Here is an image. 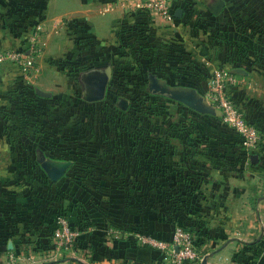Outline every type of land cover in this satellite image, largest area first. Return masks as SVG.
I'll list each match as a JSON object with an SVG mask.
<instances>
[{"label": "crops", "instance_id": "0c3cea01", "mask_svg": "<svg viewBox=\"0 0 264 264\" xmlns=\"http://www.w3.org/2000/svg\"><path fill=\"white\" fill-rule=\"evenodd\" d=\"M122 3L0 0L1 46H25L41 26L35 69L22 74L6 64L0 70V91L10 97L0 102V264H11L10 254L18 264H168L136 238L139 232L125 229L130 223L165 239L175 223L192 227L207 264H264V104L254 102L250 89L264 87V35L251 34L264 29V0H170L171 20ZM215 66L235 75L232 94L263 134L256 146L237 133L219 142L202 135L209 113L149 91L153 74L159 85L205 101L202 77ZM121 75L127 87L170 98L179 110L143 151L142 140L108 130L89 104H100ZM191 75L196 82H187ZM104 77L105 94L93 99ZM83 80L92 92L77 106L91 109V117L80 134L71 131L64 150L47 147L62 126L51 113L56 89L65 83L73 92ZM6 106L27 113L21 124H11ZM81 134L86 139L79 143ZM234 141L240 151L231 148ZM66 196L78 199L71 221L79 234L73 249H58L54 212ZM148 199L153 205L143 204Z\"/></svg>", "mask_w": 264, "mask_h": 264}, {"label": "rangeland", "instance_id": "374dc122", "mask_svg": "<svg viewBox=\"0 0 264 264\" xmlns=\"http://www.w3.org/2000/svg\"><path fill=\"white\" fill-rule=\"evenodd\" d=\"M251 16H253V15L250 14V17ZM239 31H241V29H239ZM258 33H262V35H264V29L253 28V31L251 32V34H254L256 36ZM258 51L260 52V50H258ZM208 77H209V73H206V75L204 77H202V81L206 83V87H207V78ZM204 79H205V81H204ZM196 81H197V78H194L193 75H191L187 79L188 83H190V82L193 83ZM66 86H67V84L64 83L63 86H59V87H64V88L56 89L58 91L57 93H55V100L57 103L56 109H54V107L51 109L52 110L51 113L56 114V115L55 114L53 115V117H56L55 121L59 122V124L62 125V126H59L58 140H57V142H55L56 139L47 138V140L45 141V144L47 145V147L49 146L51 148H54L53 146H56L58 148V150H64L65 147L68 146L67 144H69V142H68L67 138H68V135L71 133V131H74V133L78 132L77 134L81 133L82 125H84V123H85L84 121H87L93 113V111L86 106H83V108H81V106H77V102L78 103L79 102L87 103V100L85 98L87 96H89L90 93L92 92V87H90L89 83H87L85 80H83V82H81V84L80 83L78 84V89H75L76 91H73V92H70V90H66L65 89ZM127 86H128L127 85V79L124 78L123 75H121L120 79L115 81V87H108L109 89H108V93L106 95V98L101 99L102 101H100V104L97 105V104L91 103V102H89V104L90 105H92V104L96 105L95 106L96 111H95L94 115H96V119L99 116V119H100L99 121L107 122L108 130H110V131L113 130L116 133H121V134L127 135V136H130V135L132 136V133H133V135H137L138 139L142 140L139 149H142V151H143L144 149L147 148L146 144H145V143H147V140L152 139V137H150L148 135H152L153 132L157 133V134L160 133L161 131L163 132L162 127H164V124H166L170 120V118L173 119L174 117H177V113L179 112V110H177V108L175 106H173V105H175V102H174V100H172L170 98L163 97V96L159 95V97H158L159 100L157 101L159 103V105L155 106V105H152L153 101H156L155 98L153 97L152 94H150L148 92V90H146L145 87H127ZM130 88L135 89V91H133ZM250 89L251 90L254 89L252 91V98L254 99V102L259 104V105L264 104V90H263L264 87H250ZM118 96H124L130 100V106H131L130 110L128 109V111L125 113H122L123 111L122 112L119 111L118 106L115 104ZM3 97L10 98L8 94L2 95V93L0 91V102L8 103V102H6V100L4 101L2 99ZM91 101H95V100H91ZM96 103H98V102H96ZM89 104H87V105H89ZM6 107H7L6 109H8V111H10L8 115L10 116L9 118H11V121H12L11 124L12 125H13V123L15 125H16V123H19L20 119H21V115L24 116L26 113V112H23L21 115L18 116V115H16L17 113H14L12 111V107H10V106H6ZM262 108L264 109V107H262ZM18 109H20V108H18ZM156 109H158V111ZM170 109L171 110L173 109L172 112ZM178 109L181 110L182 108L180 107ZM18 111H20V110H18ZM136 113L139 114L137 116V118L140 121L134 120L133 122H130L129 121L130 117L133 115L132 118L134 119V115H136ZM191 114L193 115L192 116L193 118L194 117L196 118L197 114H195V112H191ZM262 114H264V111L262 112ZM190 117L191 116H189L188 118H190ZM203 117L210 120L211 122L209 123V121H206V123H204L205 126L200 127V133L202 135H206V134L210 133V135H212L213 137L216 136L218 138V142L220 140H223V139L225 140L226 136H229L232 139L237 137L236 132L231 127L227 126L221 119L216 118V116H214L212 114H203ZM15 118L17 119V121H15ZM66 118H69V119L73 118L72 121H69V124L67 127H65V125H64ZM19 124H21V123H19ZM71 125H73V126H71ZM19 127L20 126H16V128L13 129V131H14L13 133H15V132L18 133ZM44 128L45 127H39L38 129L41 130V132H42V129H44ZM45 131L46 130H43V132H45ZM68 131H69V133H68ZM259 131L261 133L260 128H259ZM46 133H47V131H46ZM263 134H261V135H263ZM145 135H147V136H145ZM221 137H224V138H221ZM84 138L86 139V137L82 134L79 137L77 136L79 143ZM202 139H206L205 136ZM60 141H61V143H60ZM236 144L237 143L235 141L231 142L230 146H233L231 148L233 149V151H240V149L238 148L239 146H237ZM219 145H221V144L216 142V146L219 147ZM156 146H158V145H156ZM226 148H228V147H226V146L223 148L219 147V149H226ZM253 152H255V151H253ZM256 153L260 154V149H258V151ZM248 159H249V156L245 155L244 160L247 162V165H249V167H251L252 164L249 163L250 160H248ZM263 160H264V158H263ZM245 161H244V163H246ZM253 164L256 165L257 163L254 162ZM81 172H82V170L80 169L78 173L81 174ZM17 175L18 174L16 173L15 176H17ZM41 177L43 179H45V177L40 174V178ZM139 177H140V175H139ZM123 179H124V177H123ZM253 183H255V182H253ZM253 195L256 196L255 193ZM66 198H70V197L66 196ZM64 201L65 200H63V202ZM55 210H57V209H55Z\"/></svg>", "mask_w": 264, "mask_h": 264}, {"label": "built area", "instance_id": "2783aa9c", "mask_svg": "<svg viewBox=\"0 0 264 264\" xmlns=\"http://www.w3.org/2000/svg\"><path fill=\"white\" fill-rule=\"evenodd\" d=\"M128 8H136L146 14H157L166 20L173 18L170 0H136L134 3L122 0ZM113 5L104 7L112 9ZM41 26L36 25L31 34L29 43L22 47H4L0 45V70L8 64L20 73L27 74L35 69L36 59L41 52L39 32ZM235 75L227 67H212L207 78V87L204 91L205 101L220 110L221 120L231 127L248 147L256 146L260 141L261 133L257 124L247 118L239 103L232 94ZM78 228H72L67 218L62 214L55 216L53 229L54 243L58 249H73ZM136 238L144 245H148L159 252L162 260L168 264H194L201 262L203 254L197 247L193 231L180 223H176L169 239L152 234L137 233ZM11 264H18L14 254L9 255Z\"/></svg>", "mask_w": 264, "mask_h": 264}, {"label": "water", "instance_id": "95a60500", "mask_svg": "<svg viewBox=\"0 0 264 264\" xmlns=\"http://www.w3.org/2000/svg\"><path fill=\"white\" fill-rule=\"evenodd\" d=\"M178 13H179V9L175 12V14H178ZM149 78L151 81V85L149 87L150 92L167 95L173 99H176V100H179L185 103L189 107L194 108L197 111H200L202 113H209L215 116H220L221 114L220 110L208 104L206 101H204L202 96H197L195 95L194 92H188V93L177 92L172 89H168L165 86H161L159 85L157 78L153 74H150ZM106 81H107V77H104L103 79L100 80V82L98 83V87H96V93L92 97L93 99H99L104 96L105 90H106V87H105ZM128 103H129L128 98L124 96H118V99L116 101V105L118 107H120L121 109H126L128 106ZM250 159H251V162L258 161L257 154H251ZM54 173L56 172L54 171ZM206 259H207V254H204L201 259V264H207Z\"/></svg>", "mask_w": 264, "mask_h": 264}, {"label": "trees", "instance_id": "16d2710c", "mask_svg": "<svg viewBox=\"0 0 264 264\" xmlns=\"http://www.w3.org/2000/svg\"><path fill=\"white\" fill-rule=\"evenodd\" d=\"M154 98H155V100L156 101H153V103H152V105H155V106H157V105H159V103L157 102L159 99H158V96H153ZM118 109H119V111H123L122 113H125V112H127L128 111V109L130 110L131 109V106H130V100H129V103H128V106H127V108L126 109H121L120 107H118ZM157 111H158V109H156ZM139 114L138 113H136V115H134V119L132 118V116L130 117V119H129V121L130 122H133L134 120H139L138 118H137V116H138ZM215 116V115H214ZM216 118H219V119H221V117L220 116H216ZM140 121V120H139ZM136 131V130H135ZM131 136V135H130ZM145 136H147V135H145ZM148 136H150V137H152V138H156V136H157V138H161V136H162V132H160V133H154L153 132V134L152 135H148ZM132 138H138L137 137V135H133V133H132V136H131ZM146 138V137H145ZM81 174H77V176H78V178H81V176H80ZM141 198H143L144 199V197H141ZM65 201V203L64 202H62V204L61 205H56V209L57 210H55V212H54V216H56L57 214H62V215H64L66 218H67V220H68V222H69V224H70V226L72 227V228H78L79 229V226H77V223L76 222H72L71 221V216H75L76 217V213H77V211H76V204H78V202H77V198L76 197H74V196H71L70 198H65L64 199ZM142 200V199H141ZM144 205H146V206H151V205H153L152 203H151V201L148 199V201L146 202V203H143ZM176 224V223H175ZM174 224V225H175ZM180 224H182V223H180ZM173 225V226H174ZM183 225H185V224H183ZM185 226H187V227H189L192 231H193V233H194V237H195V242H196V244H197V247H198V249L200 250V253L201 254H203L204 253V251L202 250V248H200L199 247V245H198V237L196 236V232H195V229H193L192 227H190V226H188V225H185ZM173 228V227H172ZM125 229H129V230H134V231H136V232H139V233H146V234H152V235H155V236H157L156 234H154L153 232H151L150 230H148V229H144V228H141L138 224H137V226H135V224H132V223H130L129 225H127L126 226V228ZM172 230V229H171ZM130 237V236H129ZM157 237H160V236H157ZM163 238V237H162ZM133 240H135V238L133 237ZM137 240V239H136ZM158 254H159V252H158ZM160 256V255H159ZM161 258V257H160ZM185 264H189L188 262H186ZM194 264H201V262L200 261H198V262H196V263H194Z\"/></svg>", "mask_w": 264, "mask_h": 264}]
</instances>
